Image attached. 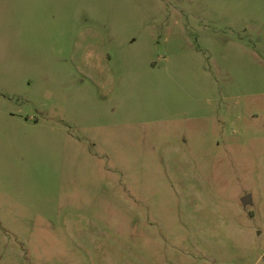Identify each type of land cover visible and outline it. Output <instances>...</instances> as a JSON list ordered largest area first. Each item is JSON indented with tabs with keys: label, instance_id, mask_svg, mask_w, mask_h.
<instances>
[{
	"label": "rangeland",
	"instance_id": "rangeland-1",
	"mask_svg": "<svg viewBox=\"0 0 264 264\" xmlns=\"http://www.w3.org/2000/svg\"><path fill=\"white\" fill-rule=\"evenodd\" d=\"M0 264H264V0H0Z\"/></svg>",
	"mask_w": 264,
	"mask_h": 264
},
{
	"label": "water",
	"instance_id": "water-1",
	"mask_svg": "<svg viewBox=\"0 0 264 264\" xmlns=\"http://www.w3.org/2000/svg\"><path fill=\"white\" fill-rule=\"evenodd\" d=\"M247 202H249V199H248V197H246V198H244V199H243V204H244V205H246V204H247Z\"/></svg>",
	"mask_w": 264,
	"mask_h": 264
}]
</instances>
